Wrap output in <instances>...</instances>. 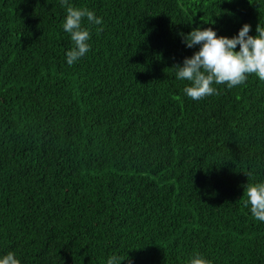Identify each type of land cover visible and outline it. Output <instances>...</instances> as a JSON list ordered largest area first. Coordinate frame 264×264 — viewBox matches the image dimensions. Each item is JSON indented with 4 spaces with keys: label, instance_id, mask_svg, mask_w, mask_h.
<instances>
[{
    "label": "trees",
    "instance_id": "16d2710c",
    "mask_svg": "<svg viewBox=\"0 0 264 264\" xmlns=\"http://www.w3.org/2000/svg\"><path fill=\"white\" fill-rule=\"evenodd\" d=\"M103 20L73 66L61 0H0V253L21 264H264V81L186 97L196 27L264 26V0H68ZM87 24V21H84ZM238 50V46H237Z\"/></svg>",
    "mask_w": 264,
    "mask_h": 264
},
{
    "label": "clouds",
    "instance_id": "9594fccd",
    "mask_svg": "<svg viewBox=\"0 0 264 264\" xmlns=\"http://www.w3.org/2000/svg\"><path fill=\"white\" fill-rule=\"evenodd\" d=\"M253 2L249 0L250 4ZM61 5L66 8L62 29L69 34L74 45L65 54L66 64L73 66L90 51L91 26L102 25L103 20L88 8L68 6V0H61ZM251 30V25L244 23L231 37L218 36L211 27H196L184 35L186 47L199 46L190 57L183 59L182 64L175 65V78L188 82L183 88L184 95L193 101L218 95L214 85H225L231 89L243 85L253 74L264 81V26L258 24L255 35L249 34ZM246 197L245 207L249 208L256 221L264 223V181L247 184ZM123 259L118 253H113L107 257L106 264H121ZM0 264L21 262L15 252L8 251L0 253ZM185 264L213 262L197 251L187 258Z\"/></svg>",
    "mask_w": 264,
    "mask_h": 264
}]
</instances>
